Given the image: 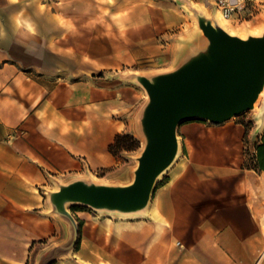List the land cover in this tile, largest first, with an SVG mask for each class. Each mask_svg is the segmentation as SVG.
<instances>
[{"label": "crops", "instance_id": "0c3cea01", "mask_svg": "<svg viewBox=\"0 0 264 264\" xmlns=\"http://www.w3.org/2000/svg\"><path fill=\"white\" fill-rule=\"evenodd\" d=\"M156 6L0 0V264H264V172L198 157L157 185L148 214L97 225L117 252L99 253L83 230L78 249L52 255L71 238L52 213V184L113 165L109 144L126 120L134 125L132 88L122 83L111 99L113 84L92 76L150 57L140 47L150 42ZM63 54L76 60L70 76ZM262 133L264 122L255 121L248 139Z\"/></svg>", "mask_w": 264, "mask_h": 264}, {"label": "water", "instance_id": "95a60500", "mask_svg": "<svg viewBox=\"0 0 264 264\" xmlns=\"http://www.w3.org/2000/svg\"><path fill=\"white\" fill-rule=\"evenodd\" d=\"M193 16L205 39L202 44L170 71L133 75L147 100L137 119L143 147L132 182L109 185L77 179L67 184L56 182L58 189L48 192L52 213L66 221L71 231L70 241L56 247L53 257L74 249L78 238L69 205L108 214H142L157 181L178 155L177 127L182 122L198 119L220 125L254 109L264 91V33L240 38L201 12L195 11Z\"/></svg>", "mask_w": 264, "mask_h": 264}, {"label": "rangeland", "instance_id": "374dc122", "mask_svg": "<svg viewBox=\"0 0 264 264\" xmlns=\"http://www.w3.org/2000/svg\"><path fill=\"white\" fill-rule=\"evenodd\" d=\"M182 3L188 2L185 0H157L156 8L158 17L156 22L152 24L150 42L148 45L140 47V49L147 50L150 53V57L136 61L129 66H123V68L119 67L115 71H105L104 73H106L105 75L107 77L102 72L100 75L95 74L92 76V78L99 82H103L101 78H105L103 80L113 84L110 90L111 99L114 98L113 93L118 94L119 88H122L124 84L132 88L133 94L131 96H126V102L131 108L133 107V102L136 101L134 106L136 109L134 111V125L131 127L129 124L131 122L128 123L129 120H126V131L116 134L109 146L113 143L117 135L122 134L130 135L135 140L136 144L131 150H115L114 154L109 152L108 146V153L114 161L113 165L108 168L86 173L85 175L80 174V176L84 177H78L79 175H77L75 178L77 177L78 179H86L95 183L109 185H128L132 182L133 170L137 165L136 158L139 156L143 147V138L138 130L137 119L147 100L144 90L133 79V75L151 76L170 71L180 63L187 53L192 51L196 46L202 44L205 40L203 35L199 34L195 29L192 16L182 8ZM165 15L168 16L170 20L165 21L163 17ZM259 25H261V27L264 26V7L261 8L259 14L252 21L242 24L228 22L227 27L230 28V31L237 34L240 32L245 34L246 31H257L256 29ZM80 57L79 55V60L77 62H80ZM75 62L76 60H74V58H70L64 54L62 55V63L66 68L62 72L63 75H72L71 73L75 71ZM72 78L73 79L70 81L75 82L78 81L80 77L74 76ZM122 83L124 84L121 85ZM259 108L264 112V101L259 104ZM115 114L116 116L113 119L122 120L125 117V113H123L121 117L118 113ZM261 115V112L250 111L233 117L230 121L220 125H212L198 119L182 122L177 127V140L179 144L178 155L170 168L159 178L156 187L166 181V176L171 170L182 164L184 166L188 165L194 157H198L204 161L209 160L212 163L219 159H224V163L230 160H241V169L248 170L244 166L247 160L246 152L248 148H250L251 143L255 142L248 139V135L254 122L258 121ZM131 118H133V116ZM245 125H250L248 130ZM237 130H241L240 135H238ZM230 165L231 164L228 165L229 170L232 166ZM71 178H73V175H59L58 181L56 182L67 184V182L74 180ZM52 186L55 190L58 189L55 183L52 184ZM68 210L75 218L78 226V238L74 249L79 248L83 237L82 232L84 230V232L89 233L91 239L100 244L98 248L99 253L106 252V250L112 251V253L117 252L114 244L109 241L114 240V237H106L97 230V225L106 222L107 219L117 222L118 218L116 216H113L114 218L110 217L108 213L105 212H101L99 215L94 210L81 205H69ZM134 216V218L124 221H134L139 219L142 214ZM120 221L122 220L118 222ZM63 222L70 228L66 221L63 220Z\"/></svg>", "mask_w": 264, "mask_h": 264}, {"label": "built area", "instance_id": "2783aa9c", "mask_svg": "<svg viewBox=\"0 0 264 264\" xmlns=\"http://www.w3.org/2000/svg\"><path fill=\"white\" fill-rule=\"evenodd\" d=\"M202 4L211 12L237 24L252 21L264 7V0H185Z\"/></svg>", "mask_w": 264, "mask_h": 264}, {"label": "bare ground", "instance_id": "6f19581e", "mask_svg": "<svg viewBox=\"0 0 264 264\" xmlns=\"http://www.w3.org/2000/svg\"><path fill=\"white\" fill-rule=\"evenodd\" d=\"M182 8L185 11L189 12V14L192 16L193 25H194L195 29L197 30V32L199 34H202V32H201L200 28L198 27L195 18L193 17V14H194L195 11L203 13L207 18H211L214 22H216L223 30H225L230 35L238 36L240 38H246L248 35L259 36L262 33H264V26L261 27V25L258 26V28L256 29L257 31H251L250 30V31H246L245 34L243 32L242 33L240 32L238 34L235 33V32H232V31H230V28L227 27V24L229 22L228 20L223 19L220 16V14H218L216 12L212 13L207 8H205L202 4H199V3H194V2L182 3ZM262 101H264V91H262V93L260 94L258 100L256 101V103L254 105V109L252 110V112H259V113L261 112V114H262V109L259 108V104ZM262 120H264V119L259 118L258 123L261 124L262 122H264ZM149 208H150V203H149L148 207L145 209V211H143L142 215L143 214H148ZM95 212L98 213L99 215L101 213V212H98V211H95ZM108 216H110V217L116 216L118 218V221L119 220H128L130 218H134L135 217L134 215H121V214H108ZM106 222L111 223L112 221L107 219ZM262 224H264V223H262Z\"/></svg>", "mask_w": 264, "mask_h": 264}, {"label": "trees", "instance_id": "16d2710c", "mask_svg": "<svg viewBox=\"0 0 264 264\" xmlns=\"http://www.w3.org/2000/svg\"><path fill=\"white\" fill-rule=\"evenodd\" d=\"M245 127L248 130L250 125H245ZM135 144V140L130 135H117L109 146V152L114 154L115 150H131ZM246 153L247 160L244 166L255 173L264 172V133L255 142L251 143Z\"/></svg>", "mask_w": 264, "mask_h": 264}]
</instances>
